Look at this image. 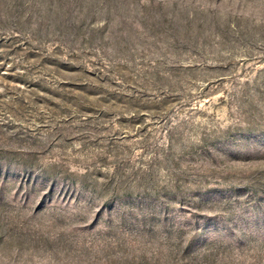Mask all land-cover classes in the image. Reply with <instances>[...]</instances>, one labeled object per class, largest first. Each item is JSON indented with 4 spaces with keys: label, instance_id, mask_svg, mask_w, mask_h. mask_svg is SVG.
Returning <instances> with one entry per match:
<instances>
[{
    "label": "rangeland",
    "instance_id": "obj_1",
    "mask_svg": "<svg viewBox=\"0 0 264 264\" xmlns=\"http://www.w3.org/2000/svg\"><path fill=\"white\" fill-rule=\"evenodd\" d=\"M0 264H264V0H0Z\"/></svg>",
    "mask_w": 264,
    "mask_h": 264
},
{
    "label": "clouds",
    "instance_id": "obj_2",
    "mask_svg": "<svg viewBox=\"0 0 264 264\" xmlns=\"http://www.w3.org/2000/svg\"><path fill=\"white\" fill-rule=\"evenodd\" d=\"M215 5H212V7H214Z\"/></svg>",
    "mask_w": 264,
    "mask_h": 264
}]
</instances>
